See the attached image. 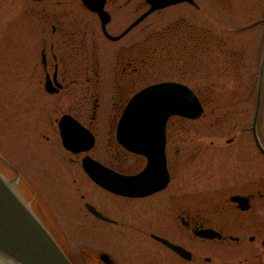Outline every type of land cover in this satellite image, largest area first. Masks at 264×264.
Returning <instances> with one entry per match:
<instances>
[{
    "label": "rangeland",
    "instance_id": "rangeland-1",
    "mask_svg": "<svg viewBox=\"0 0 264 264\" xmlns=\"http://www.w3.org/2000/svg\"><path fill=\"white\" fill-rule=\"evenodd\" d=\"M137 1L132 0L126 11L111 10L107 25L110 33L122 31L147 7L145 3L137 10L131 9ZM195 3L196 6L181 2L155 11L115 43L103 36L98 18L92 19L80 0H0V154L17 170L0 158V173L13 183L75 264H104L99 252H107L117 264H258L259 259L251 255L258 252L264 264L259 239L248 245L226 246L194 240V257L189 262L181 263L164 252L158 254L147 234L157 233L166 224L145 218L139 210V199L113 196L87 176L81 166L84 153L74 154L64 148L53 122L61 109L73 104V98L63 101L43 87L42 42L60 39V32L51 36V23L64 21L63 25L68 26L72 18L92 19L89 23L97 33L101 67L110 69L117 58L115 48L124 40L136 39L138 31L142 36L154 31L175 15L192 13L194 25L218 36L208 51L195 55L192 71L187 70L189 58L178 65V73L176 70L178 81L194 89L204 107L197 118L175 116L171 120L178 137L193 138L195 147L202 145L193 163L198 177L194 190L207 188L212 195L223 171L228 169L254 168L260 174L264 171V156L254 143L250 126L255 107L254 80L264 37V0ZM44 11L49 12V17ZM172 67L174 71L177 65ZM112 94L102 90L98 98L100 117L93 128L96 141L88 153L106 165L114 162L136 168L139 158L133 155L123 160L125 151L114 142L115 128L112 130L107 122L112 107L120 105V110L128 97ZM93 100L92 96L83 98L82 104L89 109ZM257 132L264 144V80ZM180 146L185 149L188 145ZM179 172L184 176L186 167L182 165ZM86 202L117 222L97 218L87 210Z\"/></svg>",
    "mask_w": 264,
    "mask_h": 264
},
{
    "label": "flooded vegetation",
    "instance_id": "flooded-vegetation-1",
    "mask_svg": "<svg viewBox=\"0 0 264 264\" xmlns=\"http://www.w3.org/2000/svg\"><path fill=\"white\" fill-rule=\"evenodd\" d=\"M131 1L105 0L104 8L109 12V22L111 21V10L126 11L125 7L130 5ZM80 2L82 3L81 0ZM142 5H145V1L138 0L136 4L134 2V7L131 9L137 10ZM84 8L90 12L92 19L98 18L96 12L85 6ZM44 12L49 17V12ZM92 19L72 18L68 21V26L63 25L64 21L51 23V36L54 38L60 32L57 35V38L60 39L42 42L40 64L41 74L44 76L43 87L46 92L58 95L63 101L73 98L71 100L73 104L61 109L58 116L53 118L55 126L59 128L60 118L68 114L88 128L94 137L93 128L100 117L98 98L102 90H110L113 96L128 97L129 99L149 84L178 81L177 68H179V64L182 65L181 61L189 58L191 62L187 70L192 71V61L195 55L200 51H208L210 44L218 39V36L212 35L210 29L194 25L192 13L188 15L181 13L168 19L164 26L158 27L154 31L143 36L138 31L136 39L124 40L115 48L114 54L117 58L114 64L110 69H106L101 67L100 44L97 40L96 30L93 31L92 24L89 23ZM131 30L117 40H111L101 32L108 40L118 43ZM119 33L111 34L118 35ZM175 65L177 67L173 71L172 66ZM167 72L170 74L169 76H162ZM47 81L52 91L47 89ZM91 96L94 98L93 105L87 109L82 104L83 98ZM126 102L120 110V105L112 107V112L108 113L110 120L107 116V122L111 124L112 130L115 128L113 139L118 145L116 127ZM175 116H169L165 124L164 156L168 173L166 185L162 189L140 197H126L108 192L113 196L139 199V210L145 218L156 219L158 222L166 224V227H160L157 233L150 231L147 235L155 243L158 254L167 253L181 263L193 259L192 243L194 240L216 241L226 246L248 245L259 239L260 248H264V171L258 174V170L254 168L224 170L219 178V186L215 193L211 195L207 188L195 191L194 181L198 177L195 175L193 163L202 149V145L195 147L193 138L176 135V127H173L171 121ZM190 143H193L194 146L191 147ZM182 144L188 146L184 149L180 146ZM123 149L125 151L122 155L123 160L133 155L139 158V165L136 168L130 169L123 166L124 164L120 166L114 162L103 164L121 174L130 175L141 172L146 167L147 156L142 153L130 152L126 148ZM88 152L80 153H84V156L89 154ZM244 160L247 161V159ZM251 164L249 163L250 166ZM126 165L128 166V164ZM182 165L186 167L184 176L182 172H179ZM236 196L239 199H233ZM107 217L110 219L106 220L107 222L111 224L117 222L115 218ZM204 229H212L216 235L211 238L200 236L199 232ZM156 237L183 247L189 253V257L177 253ZM100 253H98V257ZM251 255L255 259H259L258 264H263L260 253L254 252ZM108 256V262L100 260L104 264H117L115 259L114 261L109 254ZM205 259L210 260L209 257H205Z\"/></svg>",
    "mask_w": 264,
    "mask_h": 264
},
{
    "label": "water",
    "instance_id": "water-1",
    "mask_svg": "<svg viewBox=\"0 0 264 264\" xmlns=\"http://www.w3.org/2000/svg\"><path fill=\"white\" fill-rule=\"evenodd\" d=\"M91 11L98 14L104 34L111 40H117L126 34L151 12L187 1L195 5L194 0H145L148 8L140 14L120 34L111 35L106 31L110 20L105 10V0H81ZM43 56V54H42ZM264 80V37L255 78V107L251 122V132L260 152L264 155V146L257 133V121L262 101ZM47 89H50L47 81ZM203 113V106L193 92L184 83L177 81L157 82L142 88L130 97L126 103L116 127V139L127 150L147 156L146 167L136 174H121L100 163L90 155L82 158V167L88 176L99 186L114 193L138 197L162 189L168 180L165 166L164 143L165 124L171 115L185 118H197ZM59 131L63 146L73 153L88 151L95 144L93 133L70 115L65 114L59 120ZM0 158L14 168L0 154ZM15 171H17L15 169ZM233 199H239L238 196ZM86 208L102 220H110L92 204ZM201 236L212 237L216 232L206 229ZM177 253L189 257L181 246L158 238ZM108 254L102 252L99 258L108 262ZM0 264H73L58 241L42 223L35 212L21 197L13 183L0 173Z\"/></svg>",
    "mask_w": 264,
    "mask_h": 264
},
{
    "label": "trees",
    "instance_id": "trees-1",
    "mask_svg": "<svg viewBox=\"0 0 264 264\" xmlns=\"http://www.w3.org/2000/svg\"><path fill=\"white\" fill-rule=\"evenodd\" d=\"M198 94V93H197ZM199 95V94H198ZM199 97H200V95H199ZM201 98V97H200Z\"/></svg>",
    "mask_w": 264,
    "mask_h": 264
}]
</instances>
